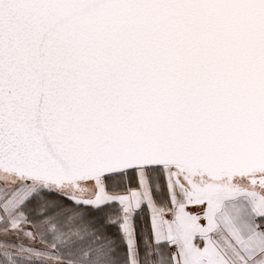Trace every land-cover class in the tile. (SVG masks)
<instances>
[{
  "label": "snow or ice",
  "instance_id": "6c2138e0",
  "mask_svg": "<svg viewBox=\"0 0 264 264\" xmlns=\"http://www.w3.org/2000/svg\"><path fill=\"white\" fill-rule=\"evenodd\" d=\"M0 264H264V0H0Z\"/></svg>",
  "mask_w": 264,
  "mask_h": 264
}]
</instances>
